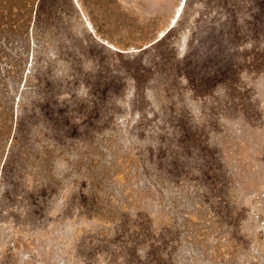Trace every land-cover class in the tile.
I'll use <instances>...</instances> for the list:
<instances>
[{
	"label": "rangeland",
	"instance_id": "rangeland-1",
	"mask_svg": "<svg viewBox=\"0 0 264 264\" xmlns=\"http://www.w3.org/2000/svg\"><path fill=\"white\" fill-rule=\"evenodd\" d=\"M47 1L7 47L0 264H264V0Z\"/></svg>",
	"mask_w": 264,
	"mask_h": 264
},
{
	"label": "trees",
	"instance_id": "trees-1",
	"mask_svg": "<svg viewBox=\"0 0 264 264\" xmlns=\"http://www.w3.org/2000/svg\"><path fill=\"white\" fill-rule=\"evenodd\" d=\"M55 19L53 8L47 0H0V28H2L0 33L5 32L1 39L2 43H0V60H4L3 65H0V111L5 108L1 102V94L4 93V97L8 99L15 92L12 74H17L16 64L23 57V53H20L19 57L8 60L7 47L15 42L16 36L23 40L28 37L29 42L36 47L37 44L31 39V32L35 25L39 27L40 32H44L54 23ZM39 41H41L40 37ZM29 72L30 70L27 73ZM24 88L25 84L21 92Z\"/></svg>",
	"mask_w": 264,
	"mask_h": 264
},
{
	"label": "bare ground",
	"instance_id": "bare-ground-1",
	"mask_svg": "<svg viewBox=\"0 0 264 264\" xmlns=\"http://www.w3.org/2000/svg\"><path fill=\"white\" fill-rule=\"evenodd\" d=\"M177 15H178V13L176 14V16H177ZM176 19H177V17H176V18H174V19H173V21H175Z\"/></svg>",
	"mask_w": 264,
	"mask_h": 264
}]
</instances>
